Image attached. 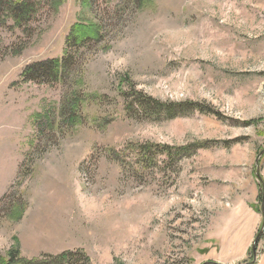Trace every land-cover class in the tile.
<instances>
[{
  "label": "rangeland",
  "instance_id": "1",
  "mask_svg": "<svg viewBox=\"0 0 264 264\" xmlns=\"http://www.w3.org/2000/svg\"><path fill=\"white\" fill-rule=\"evenodd\" d=\"M33 1L26 26L0 22V96L29 117L0 111V157L22 156L0 181V255L203 264L249 245L235 264L252 260L264 221V0ZM86 27L99 37L71 39ZM51 61L61 65L41 68ZM256 249L264 264V232Z\"/></svg>",
  "mask_w": 264,
  "mask_h": 264
},
{
  "label": "trees",
  "instance_id": "2",
  "mask_svg": "<svg viewBox=\"0 0 264 264\" xmlns=\"http://www.w3.org/2000/svg\"><path fill=\"white\" fill-rule=\"evenodd\" d=\"M38 12V6L35 4L33 0H0V22H6L8 18L12 19V25L15 28H20L23 26H26L28 22L32 19V17ZM87 31L79 30L78 28L74 29V33L71 35V39L73 38L74 41L77 43L83 42L86 38H93L97 39L99 35H97L96 31L91 30L89 31V27H86ZM55 66L61 65L60 63H55V61H51L50 63H44L41 65V68L44 66H49V69L51 68L53 71V65ZM31 70V69H29ZM46 70V68H45ZM25 73H28V70L25 71ZM186 106V105H184ZM189 109V108H188ZM201 111L206 110L203 107H199ZM168 112H171L173 109H167ZM156 148V149H154ZM178 148V147H177ZM175 148L170 146H155L150 147L147 146L146 148L139 149L140 151L144 152H151V150L158 151L160 153H165L167 156L170 155L173 151H176L177 153H181L182 149ZM186 149V148H185ZM183 149V150H185ZM181 150V151H180ZM187 150V149H186ZM20 255V249L18 246L13 247L9 250L7 256L0 255V264H37L36 260H26L21 259L19 260L18 256ZM68 253H62L59 258H66ZM253 260V258H252ZM252 260L245 262L246 264H255L252 263Z\"/></svg>",
  "mask_w": 264,
  "mask_h": 264
},
{
  "label": "crops",
  "instance_id": "3",
  "mask_svg": "<svg viewBox=\"0 0 264 264\" xmlns=\"http://www.w3.org/2000/svg\"><path fill=\"white\" fill-rule=\"evenodd\" d=\"M5 83V81L0 80V84ZM5 89L2 87V93L0 96V111L2 114H4V117L11 116L10 113H15V116L18 118H28V115L26 113H19L15 110V108L9 106V102L7 98L4 95ZM16 114H20V116H17ZM5 152V151H4ZM22 156H16L13 157L10 155V153H7L6 155H3L0 157V181H7L11 182L13 177H15L18 174V170L20 168V163L22 162ZM245 246V245H244ZM249 245L241 248L240 251H235L233 249H228L226 252L223 253V255L215 256L213 253V256L210 255L203 259L204 261H214L221 264H235L237 261H241L246 258L248 253V247ZM210 252V251H209ZM240 256V257H238ZM239 258V259H238Z\"/></svg>",
  "mask_w": 264,
  "mask_h": 264
},
{
  "label": "water",
  "instance_id": "4",
  "mask_svg": "<svg viewBox=\"0 0 264 264\" xmlns=\"http://www.w3.org/2000/svg\"><path fill=\"white\" fill-rule=\"evenodd\" d=\"M263 152L264 151H262L261 152V154L259 155V157H258V159H257V161H256V164L258 165V162H259V158H260V156L263 154ZM263 188H264V186H263ZM262 206H263V212H264V193H263V204H262ZM264 232V221H263V225H262V228H261V230L259 231V233L257 234V236L255 237V239H254V242H253V244H252V252H253V260H252V263H255L256 261H257V249H256V247H257V243H258V241H259V239H260V237L262 236V233ZM203 264H221V263H217V262H205V263H203Z\"/></svg>",
  "mask_w": 264,
  "mask_h": 264
}]
</instances>
